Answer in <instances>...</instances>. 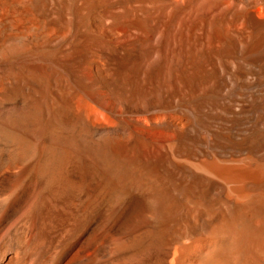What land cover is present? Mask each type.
<instances>
[{
    "label": "bare ground",
    "instance_id": "1",
    "mask_svg": "<svg viewBox=\"0 0 264 264\" xmlns=\"http://www.w3.org/2000/svg\"><path fill=\"white\" fill-rule=\"evenodd\" d=\"M0 264H264V0H0Z\"/></svg>",
    "mask_w": 264,
    "mask_h": 264
}]
</instances>
